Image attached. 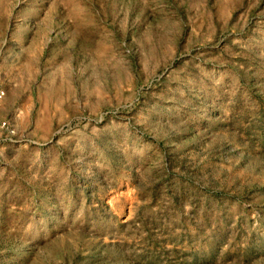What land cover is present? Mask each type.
<instances>
[{
    "label": "rangeland",
    "instance_id": "rangeland-1",
    "mask_svg": "<svg viewBox=\"0 0 264 264\" xmlns=\"http://www.w3.org/2000/svg\"><path fill=\"white\" fill-rule=\"evenodd\" d=\"M1 122L0 264H264V0H0Z\"/></svg>",
    "mask_w": 264,
    "mask_h": 264
},
{
    "label": "built area",
    "instance_id": "built-area-1",
    "mask_svg": "<svg viewBox=\"0 0 264 264\" xmlns=\"http://www.w3.org/2000/svg\"><path fill=\"white\" fill-rule=\"evenodd\" d=\"M3 95V92H1V96ZM0 131L4 132L6 135H12L13 131L11 130L10 125L8 122H1L0 123Z\"/></svg>",
    "mask_w": 264,
    "mask_h": 264
}]
</instances>
